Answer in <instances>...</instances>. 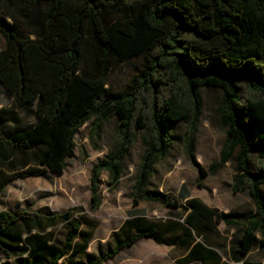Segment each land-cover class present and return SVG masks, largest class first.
Listing matches in <instances>:
<instances>
[{
  "label": "trees",
  "instance_id": "trees-1",
  "mask_svg": "<svg viewBox=\"0 0 264 264\" xmlns=\"http://www.w3.org/2000/svg\"><path fill=\"white\" fill-rule=\"evenodd\" d=\"M4 5L16 16L0 19V84L13 100L12 107L0 109V198L18 179L46 172L62 176L79 130L91 120L97 131L115 120V148L92 170L91 208L101 203L102 174L109 173L112 182L121 179L123 161L140 135L144 154L135 172L133 205L179 209L177 201L151 191L150 180L170 154L173 126H186L185 145L193 148L201 89L213 88L222 93L221 164L233 165L232 190L247 193L255 211L219 213L187 198L185 222L191 229L215 231L221 223L241 229L236 264H246L255 245L264 248V0H0V8ZM85 55L90 63L83 69ZM136 59L142 68L125 88L112 90L111 69ZM18 110L33 124L25 128ZM8 118L16 126L11 131ZM56 221L68 224L60 250L41 242L30 252L23 246L24 235L34 228L43 233ZM79 230L70 213L2 211L0 256L18 258L19 264H58L73 251ZM144 239L167 244L153 228L139 229L82 264H104ZM193 244L180 264H218L215 251Z\"/></svg>",
  "mask_w": 264,
  "mask_h": 264
},
{
  "label": "rangeland",
  "instance_id": "rangeland-1",
  "mask_svg": "<svg viewBox=\"0 0 264 264\" xmlns=\"http://www.w3.org/2000/svg\"><path fill=\"white\" fill-rule=\"evenodd\" d=\"M9 14L16 16L13 7L4 5L0 8V19ZM8 22L11 20L8 19ZM0 45H3L2 39ZM89 63L85 55L83 69ZM141 68L140 59L114 66L107 77L108 86L112 90L125 88ZM201 96L202 116L193 148L185 145L186 126H173L169 132L170 154L156 165L150 180L149 189L177 201L179 209L152 202H142L136 207L133 205L135 172L144 154L140 135L123 161L121 179L112 182L109 173L102 174L99 189L101 203L98 209L91 208L92 170L114 150L116 144L115 120L104 123L99 131L95 129V120H91L76 135L74 156L66 160L64 174L59 176L46 172L39 177L14 181L0 198V212L70 213L71 220L80 223V230L75 236L73 251L58 264L91 262L100 254L112 251L118 240H126L139 229L150 228L167 244L160 246L153 240H144L130 250H120L117 256L104 264H180L182 252L197 242L217 253L218 264L234 260L241 229H230L222 223L215 231H208L199 225L191 229L185 222L187 198H197L219 213L248 215L255 211L247 193H234L232 190L233 165L221 164L226 140L221 123L222 93L217 89L203 88ZM12 106L13 100L0 84V109ZM17 114L27 123L25 128L33 124L34 119L30 115L20 110ZM7 121L8 130H13L15 124L10 118ZM67 228V223L59 221L47 224L43 233L34 228L30 235H24L23 246L30 252L36 243L41 242L60 250ZM198 232L203 236L199 237ZM245 261L246 264H264V248L255 245ZM0 264L19 263L18 258L5 259L0 256Z\"/></svg>",
  "mask_w": 264,
  "mask_h": 264
},
{
  "label": "crops",
  "instance_id": "crops-1",
  "mask_svg": "<svg viewBox=\"0 0 264 264\" xmlns=\"http://www.w3.org/2000/svg\"><path fill=\"white\" fill-rule=\"evenodd\" d=\"M210 208H211V207H210ZM144 240H151V239H144ZM144 240H140V241H138V242H137L135 245H133L132 247H128L127 250H130V249L134 248L139 242L144 241ZM158 245H160V244H158ZM160 246H163V245H160ZM166 246L169 247L168 245H166ZM193 246H194V244H193L192 246L186 248V250L182 252V255L180 256L179 261L185 259V258L188 256V253L190 252V250L192 249ZM171 248H172V249H175L174 246H172ZM205 248H207V247H205ZM207 249H209V248H207ZM235 253H236V249H235ZM116 256H117V255H116ZM224 262L227 263V264H236L235 260L222 261V263H224ZM197 263L200 264V262H192L191 264H197ZM222 263H221V264H222ZM213 264H216V262H214Z\"/></svg>",
  "mask_w": 264,
  "mask_h": 264
}]
</instances>
